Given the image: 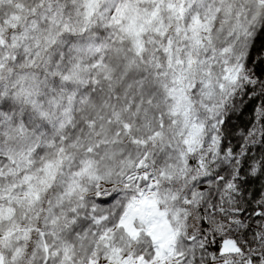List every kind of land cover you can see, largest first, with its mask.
I'll use <instances>...</instances> for the list:
<instances>
[{"label":"snow or ice","instance_id":"snow-or-ice-1","mask_svg":"<svg viewBox=\"0 0 264 264\" xmlns=\"http://www.w3.org/2000/svg\"><path fill=\"white\" fill-rule=\"evenodd\" d=\"M0 264H264V0H0Z\"/></svg>","mask_w":264,"mask_h":264}]
</instances>
